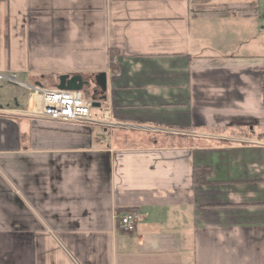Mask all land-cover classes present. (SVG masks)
Segmentation results:
<instances>
[{"label":"crops","instance_id":"crops-1","mask_svg":"<svg viewBox=\"0 0 264 264\" xmlns=\"http://www.w3.org/2000/svg\"><path fill=\"white\" fill-rule=\"evenodd\" d=\"M0 264H264V0H0Z\"/></svg>","mask_w":264,"mask_h":264},{"label":"built area","instance_id":"built-area-1","mask_svg":"<svg viewBox=\"0 0 264 264\" xmlns=\"http://www.w3.org/2000/svg\"><path fill=\"white\" fill-rule=\"evenodd\" d=\"M34 94L40 98V107L33 115L51 121L97 124L91 116L93 100L86 98L82 91H67L60 89L33 88ZM122 228L133 233L144 216L136 211H130L121 216Z\"/></svg>","mask_w":264,"mask_h":264},{"label":"water","instance_id":"water-1","mask_svg":"<svg viewBox=\"0 0 264 264\" xmlns=\"http://www.w3.org/2000/svg\"><path fill=\"white\" fill-rule=\"evenodd\" d=\"M96 84L99 90H95V93L101 92L100 98H93V108L101 106V103L107 100V88H108V75L107 73H100L95 77ZM91 82L86 80L81 75L69 76L64 75L60 77V82L57 89L67 91H83L85 88L90 87Z\"/></svg>","mask_w":264,"mask_h":264},{"label":"trees","instance_id":"trees-1","mask_svg":"<svg viewBox=\"0 0 264 264\" xmlns=\"http://www.w3.org/2000/svg\"><path fill=\"white\" fill-rule=\"evenodd\" d=\"M112 64H113L112 67L114 68V62H113ZM86 97H87L88 99H92V100H93V98L96 97V96H95L94 94H87ZM208 171H209V170H207V169L200 170V173H201L200 175L203 176V177H201V176L199 175V176L202 178V182H204V181L207 182V181L205 180L203 174H204V172H208ZM196 172L198 173V171H196ZM196 172H195L196 181H201V180L197 179V173H196Z\"/></svg>","mask_w":264,"mask_h":264},{"label":"rangeland","instance_id":"rangeland-1","mask_svg":"<svg viewBox=\"0 0 264 264\" xmlns=\"http://www.w3.org/2000/svg\"><path fill=\"white\" fill-rule=\"evenodd\" d=\"M103 109L102 108H93L92 109V117H100L102 116Z\"/></svg>","mask_w":264,"mask_h":264},{"label":"flooded vegetation","instance_id":"flooded-vegetation-1","mask_svg":"<svg viewBox=\"0 0 264 264\" xmlns=\"http://www.w3.org/2000/svg\"><path fill=\"white\" fill-rule=\"evenodd\" d=\"M85 90H86L87 92H89V89H88V88H85Z\"/></svg>","mask_w":264,"mask_h":264},{"label":"bare ground","instance_id":"bare-ground-1","mask_svg":"<svg viewBox=\"0 0 264 264\" xmlns=\"http://www.w3.org/2000/svg\"><path fill=\"white\" fill-rule=\"evenodd\" d=\"M36 98V97H35Z\"/></svg>","mask_w":264,"mask_h":264}]
</instances>
